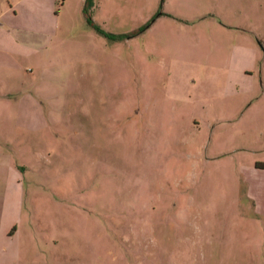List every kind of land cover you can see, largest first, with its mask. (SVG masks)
Returning <instances> with one entry per match:
<instances>
[{
  "label": "rangeland",
  "instance_id": "1",
  "mask_svg": "<svg viewBox=\"0 0 264 264\" xmlns=\"http://www.w3.org/2000/svg\"><path fill=\"white\" fill-rule=\"evenodd\" d=\"M83 7L0 0V264H264V0Z\"/></svg>",
  "mask_w": 264,
  "mask_h": 264
},
{
  "label": "trees",
  "instance_id": "2",
  "mask_svg": "<svg viewBox=\"0 0 264 264\" xmlns=\"http://www.w3.org/2000/svg\"><path fill=\"white\" fill-rule=\"evenodd\" d=\"M93 5V0H84V7H83V10L86 14H88V9ZM89 22L91 24L94 25V27L98 30L99 33L105 35V36H108V37H114V38H118V37H121V35H112L110 33H107L105 32L102 28H100L98 25L94 24L91 22V20L89 19ZM264 166V165H263Z\"/></svg>",
  "mask_w": 264,
  "mask_h": 264
},
{
  "label": "crops",
  "instance_id": "3",
  "mask_svg": "<svg viewBox=\"0 0 264 264\" xmlns=\"http://www.w3.org/2000/svg\"><path fill=\"white\" fill-rule=\"evenodd\" d=\"M3 12H4V10H2V11L0 12V18H1V15L3 14ZM9 26H11V23H9ZM12 30H13V29H9V33H10V34L12 33ZM12 39L17 40V38H15V36H14Z\"/></svg>",
  "mask_w": 264,
  "mask_h": 264
}]
</instances>
